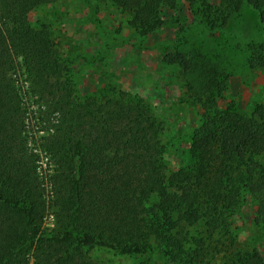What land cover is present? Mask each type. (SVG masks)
<instances>
[{"label": "trees", "instance_id": "16d2710c", "mask_svg": "<svg viewBox=\"0 0 264 264\" xmlns=\"http://www.w3.org/2000/svg\"><path fill=\"white\" fill-rule=\"evenodd\" d=\"M48 1L0 0V264H96L93 248L144 257L140 264H264L253 234L241 236L233 222L250 201L264 248V102L237 110L225 101L228 75L203 64L199 91L183 85L199 124L171 169L148 99L75 95L47 24L28 21ZM96 1L126 18L139 47L165 11L182 7L183 22L190 17L207 33L222 32L244 5L264 28V0ZM163 60L183 72L190 66L177 49ZM246 60L264 70L261 42L248 44ZM22 69L42 102L45 170L28 146L27 107L14 85Z\"/></svg>", "mask_w": 264, "mask_h": 264}, {"label": "rangeland", "instance_id": "374dc122", "mask_svg": "<svg viewBox=\"0 0 264 264\" xmlns=\"http://www.w3.org/2000/svg\"><path fill=\"white\" fill-rule=\"evenodd\" d=\"M186 14L185 7L181 13L165 11L157 29L141 40V47L126 18L119 16L109 4L96 0H49L32 10L28 21L47 24L57 54L68 63L75 95H114L118 92L120 95H141L152 103L165 129L162 141L169 144L166 160L174 169L181 160V147L195 134L199 124L200 109L191 102L189 95L200 89L203 64L228 75L225 101L237 110L248 112L253 103L264 102V70L250 68L246 60L248 44L261 42L264 46V28L256 12L244 5L230 15L222 32L214 33L189 24L190 17L189 22H183ZM176 49L190 61L184 72L179 65H169L163 60L166 53ZM98 52L93 63L89 62L88 59ZM13 78L27 107L24 115L28 146L40 151L45 170L49 155L41 147L48 135L47 125L39 121L42 102L23 69ZM185 83L193 90L184 89ZM252 214L253 207L247 201L233 222L239 226L241 236L253 234L264 256L261 230L251 224ZM51 220L52 216L45 224L48 229L53 227ZM87 255L96 264H140L145 259L102 248L90 249Z\"/></svg>", "mask_w": 264, "mask_h": 264}]
</instances>
